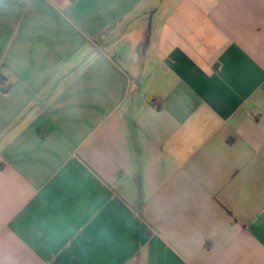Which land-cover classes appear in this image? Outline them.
Instances as JSON below:
<instances>
[{
  "label": "crops",
  "instance_id": "crops-1",
  "mask_svg": "<svg viewBox=\"0 0 264 264\" xmlns=\"http://www.w3.org/2000/svg\"><path fill=\"white\" fill-rule=\"evenodd\" d=\"M0 264H264V0H0Z\"/></svg>",
  "mask_w": 264,
  "mask_h": 264
},
{
  "label": "built area",
  "instance_id": "built-area-1",
  "mask_svg": "<svg viewBox=\"0 0 264 264\" xmlns=\"http://www.w3.org/2000/svg\"><path fill=\"white\" fill-rule=\"evenodd\" d=\"M9 86H10V85H9L8 83L3 84V85H2L3 90H4V91H7V90L9 89Z\"/></svg>",
  "mask_w": 264,
  "mask_h": 264
},
{
  "label": "trees",
  "instance_id": "trees-1",
  "mask_svg": "<svg viewBox=\"0 0 264 264\" xmlns=\"http://www.w3.org/2000/svg\"><path fill=\"white\" fill-rule=\"evenodd\" d=\"M4 91V90H3Z\"/></svg>",
  "mask_w": 264,
  "mask_h": 264
}]
</instances>
